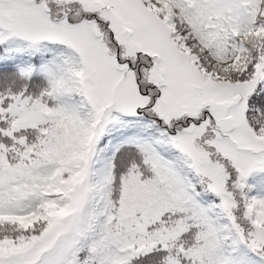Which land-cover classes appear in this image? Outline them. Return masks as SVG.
Segmentation results:
<instances>
[{"label": "snow or ice", "instance_id": "1", "mask_svg": "<svg viewBox=\"0 0 264 264\" xmlns=\"http://www.w3.org/2000/svg\"><path fill=\"white\" fill-rule=\"evenodd\" d=\"M0 264H264V0H0Z\"/></svg>", "mask_w": 264, "mask_h": 264}]
</instances>
